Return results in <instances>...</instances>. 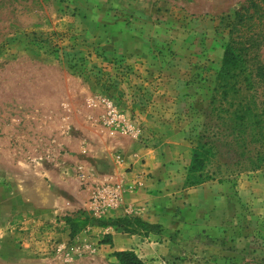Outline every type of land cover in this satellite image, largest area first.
Here are the masks:
<instances>
[{"label": "rangeland", "instance_id": "obj_1", "mask_svg": "<svg viewBox=\"0 0 264 264\" xmlns=\"http://www.w3.org/2000/svg\"><path fill=\"white\" fill-rule=\"evenodd\" d=\"M248 1L0 0V264H63L58 244L73 262L84 257L75 264H119L92 233L103 214L84 203L118 184L102 174L143 165L144 151L171 148L183 170L212 139L227 17ZM259 53L264 64V45ZM216 146L202 179L228 184L226 216L202 237L178 231L177 249L150 262L131 252L141 264H264V165ZM54 198L69 204L57 215L65 243L51 236Z\"/></svg>", "mask_w": 264, "mask_h": 264}, {"label": "crops", "instance_id": "obj_2", "mask_svg": "<svg viewBox=\"0 0 264 264\" xmlns=\"http://www.w3.org/2000/svg\"><path fill=\"white\" fill-rule=\"evenodd\" d=\"M98 12L103 13L101 21L102 24H106L105 9L100 7ZM87 19L89 21V17ZM182 149H184L182 146L177 145L172 150L173 154L179 157L178 153ZM166 150V154L158 148L146 150L143 152L145 159L143 165L133 161L131 165L117 166L116 169L111 168L102 174L103 180L99 183L113 180L121 188L120 207L104 212L102 216L106 225L92 228V233L99 238L98 240L105 241L99 246L106 257L113 252L128 251L133 252L143 262H150L151 259H157L177 249L176 239L180 236L178 231L184 232L190 227L199 230L196 234L202 237L204 227L210 226L212 216H226L227 196L230 192L228 184L219 181L187 184L189 167L182 170L185 165L181 166L175 157L174 160L171 159V148ZM64 203L61 198H54V202L49 203L53 207L49 221L55 223L51 236L62 243H65L64 240L69 238L70 233L57 224V215L69 208V204L65 206ZM85 204L90 205V202L87 201L84 206ZM42 205L45 204H38V208L43 207ZM220 205L227 206V209H221ZM129 219H136L144 227L125 225L124 229L125 227H119L116 223L107 224L108 221L122 222ZM126 221L123 223L126 224ZM61 245L63 264L82 263L80 261L84 257L78 262H73L72 257H68V252H65L64 245ZM40 257V261L45 260L44 255ZM55 258L56 256L51 258L50 264H55ZM106 261V264L115 263L112 256Z\"/></svg>", "mask_w": 264, "mask_h": 264}, {"label": "trees", "instance_id": "obj_3", "mask_svg": "<svg viewBox=\"0 0 264 264\" xmlns=\"http://www.w3.org/2000/svg\"><path fill=\"white\" fill-rule=\"evenodd\" d=\"M227 43L209 101L208 125L212 139L206 138L192 152L188 173L203 182L208 161L216 156V144L231 149L252 170L264 165V64L259 50L264 45V0H249L246 6L227 17ZM189 176V177H190ZM116 223L119 227L143 228L136 219ZM102 226L106 225L102 221ZM105 243V241H104ZM119 264H141L128 251L114 252Z\"/></svg>", "mask_w": 264, "mask_h": 264}, {"label": "built area", "instance_id": "obj_4", "mask_svg": "<svg viewBox=\"0 0 264 264\" xmlns=\"http://www.w3.org/2000/svg\"><path fill=\"white\" fill-rule=\"evenodd\" d=\"M118 185L106 183L97 188L90 200V207L95 213L102 215L106 211L116 210L120 207L121 188ZM52 247L54 252H60L62 249L61 244Z\"/></svg>", "mask_w": 264, "mask_h": 264}]
</instances>
